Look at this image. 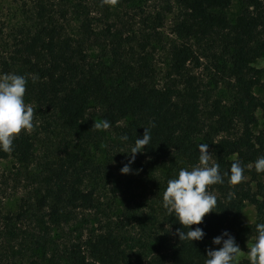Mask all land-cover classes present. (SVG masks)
I'll use <instances>...</instances> for the list:
<instances>
[{"label":"trees","instance_id":"1","mask_svg":"<svg viewBox=\"0 0 264 264\" xmlns=\"http://www.w3.org/2000/svg\"><path fill=\"white\" fill-rule=\"evenodd\" d=\"M174 1L180 11L171 33L178 43L171 48L161 84L145 61L126 62L119 56L118 62L88 64L83 45L64 35L62 24L38 5L34 26L4 64L25 73L29 102L42 116L47 113L60 122L61 148L39 161L34 139L22 131L10 153L0 151V160L18 164L29 193L19 199L15 211H0L8 243L21 236L27 239V232L17 233L22 221L45 224V210L48 221L57 226L62 216L94 209V192L85 186L105 171L88 150L92 136L86 133L85 120L94 106L100 109L99 122L108 120V130H114L113 143L132 146L148 128L151 141L142 156L155 164L190 169L198 163V146L208 144L210 163L219 165L224 182L209 186L216 196L215 212L191 226L202 228V240L180 242L176 230L183 227L159 206L163 223L143 240L132 245L134 239L121 232L123 226L107 228L83 248L70 245L66 264H204L208 243L225 230L242 251L253 241L255 225L264 223V172L257 173L254 166L264 156V134L254 130L257 112L264 111V101L254 93L262 86V71L254 62L264 55V0H238L240 10L232 23L223 12L234 0ZM81 32L88 38L93 35L85 25ZM200 45L217 50L211 57L218 62L207 83L195 73L205 50L198 53ZM122 135L128 140L122 142ZM236 161L243 179L231 185L229 170ZM157 197L162 204V193ZM246 204L255 214L248 224L241 219ZM152 213L149 222L154 223L156 211ZM30 240V247L46 249L45 240ZM0 264L16 261L12 257Z\"/></svg>","mask_w":264,"mask_h":264},{"label":"rangeland","instance_id":"2","mask_svg":"<svg viewBox=\"0 0 264 264\" xmlns=\"http://www.w3.org/2000/svg\"><path fill=\"white\" fill-rule=\"evenodd\" d=\"M39 4L62 24L64 35L83 45L88 64L118 62L121 59L119 56L124 57L126 62L145 61L155 82L161 84L168 68L171 48L178 43L171 33L180 11L174 0H117L115 5L104 0H0V74L14 73L25 77L21 69L12 67L8 70L4 63L10 62L18 48V41L34 26ZM239 10V2L234 0L223 13L232 23ZM84 25L93 32L90 38L81 32ZM198 48V53L203 48L205 50L200 55L201 67L195 73L207 83L215 69L213 63L217 65L218 62L211 57L217 50H207V45ZM254 66L262 71V86L255 88L254 93L264 101V55L254 62ZM24 101L33 109L34 127L28 133L35 141L37 159L43 161L45 155L57 153L61 148L60 122L47 113L42 116L26 95ZM99 115L100 109L94 106L85 120L86 133L92 136L88 150L92 152L95 163L105 167L96 181L89 180L85 186L94 192V209L62 216L57 226L48 221L45 210L42 213L45 224H37L33 219L22 221L17 226V233L27 232V239L21 236L10 239L9 243V236L0 219L2 262L14 257L16 264H66V252L70 245L78 244L83 248L84 242L107 228L123 226L121 232L130 235L134 245L136 240H143L149 235L154 226L163 223L161 212H158L162 204L157 196L165 190L167 180L178 173L180 165L174 167L167 162L155 164L142 153H137L131 165L133 171L121 174L119 169L127 163L125 153L130 146L113 143L114 130L92 127L94 122L99 123ZM254 130L264 134V111L257 112ZM26 187L18 164L12 159L0 160V211L3 214L15 211L19 199L29 196ZM153 211H156V222L151 223L149 219L153 217ZM254 217V209L246 204L241 219L248 224L253 222ZM30 238L45 240L46 249L30 247ZM208 247L213 249L220 245L208 243ZM247 251L248 248L241 250L239 264L248 261Z\"/></svg>","mask_w":264,"mask_h":264},{"label":"clouds","instance_id":"3","mask_svg":"<svg viewBox=\"0 0 264 264\" xmlns=\"http://www.w3.org/2000/svg\"><path fill=\"white\" fill-rule=\"evenodd\" d=\"M105 3L115 5L117 0H104ZM26 78L14 73L0 74V151L10 153L14 139L23 131L30 132L34 127L33 109L24 101ZM155 125L153 124L152 127ZM97 130H107L110 127L108 120L92 125ZM122 142L128 140L127 135L120 137ZM151 134L148 128H144L142 138H136L130 146L126 159L127 163L119 169L121 174H129L133 170L132 163L137 153H143L150 144ZM198 163L190 169L181 168L174 178L167 180V185L162 193V207L175 218V221L183 227V231L176 230L181 241H193L203 239L205 233L201 227L191 228L192 225H200L203 217L215 212L216 196L211 193L209 186L222 184L223 175L219 165L210 163L208 144H200ZM257 173L264 172V156L255 161ZM228 182L231 185L238 184L243 179V168L238 161L231 164ZM255 236L247 248L246 258L249 264H264V223L255 225ZM226 237V238H225ZM213 245L219 248L207 249L204 264H239L241 249L235 238L224 231L212 239Z\"/></svg>","mask_w":264,"mask_h":264}]
</instances>
